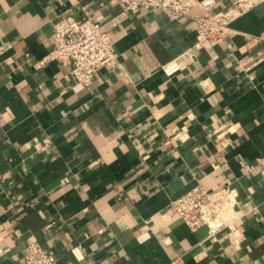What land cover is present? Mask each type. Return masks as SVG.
Wrapping results in <instances>:
<instances>
[{
	"label": "crops",
	"instance_id": "0c3cea01",
	"mask_svg": "<svg viewBox=\"0 0 264 264\" xmlns=\"http://www.w3.org/2000/svg\"><path fill=\"white\" fill-rule=\"evenodd\" d=\"M85 13L117 55L90 87L44 61L57 19ZM262 33L264 0L201 48L190 17L158 9L0 0V264H27L30 240L60 264H264ZM198 183L234 189L232 234L210 237L172 209Z\"/></svg>",
	"mask_w": 264,
	"mask_h": 264
},
{
	"label": "built area",
	"instance_id": "2783aa9c",
	"mask_svg": "<svg viewBox=\"0 0 264 264\" xmlns=\"http://www.w3.org/2000/svg\"><path fill=\"white\" fill-rule=\"evenodd\" d=\"M263 0H232L230 7L216 11L217 0H117L124 13L142 9H158L171 19L190 17L196 33L195 47L201 48L210 40H226L232 31V23L244 13L252 10ZM264 39V33L258 36ZM116 52L109 32L95 21L89 13L81 17L62 15L54 24L53 49L45 60L59 59L71 66L73 78L91 86L96 72L102 67L116 66ZM44 61H40L42 64ZM181 68L180 57H175L163 66L171 75ZM48 147L46 140L43 148ZM255 168L264 175V155L258 159ZM237 195L231 186H221L213 190L198 183L184 194L174 198L171 207L192 229L208 227L209 236L234 232ZM72 252L79 257L77 250ZM27 264H60L58 257L39 240H30L23 249Z\"/></svg>",
	"mask_w": 264,
	"mask_h": 264
}]
</instances>
